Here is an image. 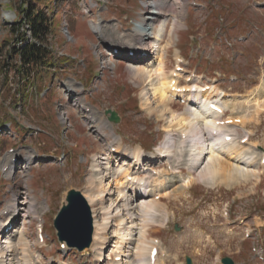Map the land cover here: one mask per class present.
Listing matches in <instances>:
<instances>
[{
    "label": "rangeland",
    "instance_id": "obj_1",
    "mask_svg": "<svg viewBox=\"0 0 264 264\" xmlns=\"http://www.w3.org/2000/svg\"><path fill=\"white\" fill-rule=\"evenodd\" d=\"M51 1L54 14L58 16L55 32L52 30L49 36L50 50L74 61V65L71 68L65 66L63 73L54 75L53 83L48 85L49 91L54 87L53 92L55 90L59 97H54L57 101L54 109L43 101V107L48 108L45 114L51 109L54 122L46 124L40 119L42 115L24 112L9 98L10 94L6 96L7 83L11 85L12 94L18 93V73L12 69L15 62L9 58L14 42L6 41L14 21H20L19 16L27 3H33L36 11L44 14L52 9L34 0H0V48L4 50L0 53V98L9 107V115L18 120L26 132V138L22 139L19 132L10 131L9 127L6 132L0 131V145L3 143L0 151V252L5 253V264H26L22 261L28 260L29 256L35 258L31 264H63L58 262L62 260L70 264H84V261L96 264V261H90L89 254L70 252L63 256L56 243L53 218L69 190L84 194L92 177L95 155L98 158L101 152L109 155L120 141L122 148L130 150L143 143L149 146L146 155L150 156L153 147L167 134V120H159L156 113L143 110V91L150 89L148 83L132 74L137 68L132 67L129 57L114 54L112 50L118 42L129 43L141 26L140 22L156 11L155 3L167 5L169 13L165 15L167 19L162 20L167 23L151 28L152 36H156L158 42L152 45L150 56L143 60L152 65L162 54L164 76L171 78L175 74L177 58H185L189 61V71L184 73L185 82L196 72V82L208 84L227 95L223 98L228 104L225 118H255L245 126L233 128L229 134L241 143L245 138L250 139L242 146L256 151L251 169L257 171L260 179L250 183L244 179L243 184L239 182L238 187L230 190L212 189L197 182L178 199L162 200L168 211V222L161 228L152 226L148 238L166 254L165 259L158 256V260L164 259V264H186L187 257L193 264H222L223 258H230L235 264H264V166L261 165L264 159V112L256 115L263 108L259 109L257 103L264 99L261 98L264 97V0ZM183 8L188 10L184 26L177 28L175 21L179 9ZM170 37L175 40L173 46L169 45ZM92 64L97 71L94 77ZM91 80L92 85L83 86L82 83L87 86ZM135 104H139L138 109ZM171 104L178 114L189 110L179 99L172 100ZM43 107L41 105L40 110ZM109 110L120 113L118 124L109 122L110 116L106 114ZM87 115L107 123L102 132L91 128ZM197 119L201 121L202 116L197 114ZM211 151H205L207 158L213 155ZM127 154H117L105 162L124 163L132 172L142 168L141 173L170 171L180 179L188 175L186 166H180L177 157L146 162L139 167L133 163L130 152ZM29 155H32V165L27 169L25 160ZM13 156L17 163L7 174L3 169L10 165ZM217 156L228 158L223 152ZM231 162L235 164V160ZM172 165L180 173L173 172ZM242 168L244 171L250 169ZM114 191L115 188L108 197L110 203L116 198ZM128 198L131 200L132 195ZM35 202L37 214L30 210ZM125 204L122 201L119 207L124 210ZM129 204L132 208L137 202L130 201ZM11 206H17L18 211L13 212ZM100 207L99 204L96 206L98 211ZM2 218L6 219V226H2ZM41 223L45 238L42 243L37 236V225ZM5 228L9 230L5 232ZM117 252V245L112 244L105 261L97 264H113ZM130 254L127 249V264H133L135 258Z\"/></svg>",
    "mask_w": 264,
    "mask_h": 264
},
{
    "label": "bare ground",
    "instance_id": "obj_2",
    "mask_svg": "<svg viewBox=\"0 0 264 264\" xmlns=\"http://www.w3.org/2000/svg\"><path fill=\"white\" fill-rule=\"evenodd\" d=\"M154 9L156 10L155 12L149 13L146 16L147 19L142 20L141 26L138 27L134 36L129 39V43L118 42L113 46V49H119L124 54L126 51L132 50V52H134L138 50L141 54L147 52L149 57L152 45L158 42V40H155L156 36H152L153 33L150 30L156 25L162 27L163 24L166 25L167 20H162L167 19L165 15L169 13V11H166L167 5L165 3L159 5L155 3ZM187 12L188 10L186 8L179 9V16L175 21L177 28L184 26ZM174 41L175 40L170 37L169 45L173 46ZM130 60L132 67L135 66V68H137L132 74L140 78L144 83H148L150 88L149 90L144 89L143 91V110L149 114L156 113L159 120H167V127L165 129L167 134L165 138L161 140L163 145L158 152L161 153L160 155H167L169 160H173L174 157H177L180 166H186L185 168L188 171V175L180 179L177 175L173 176L170 171H159L157 173L149 171L146 173L143 172L144 176L140 171L142 168H138L140 172H132L124 163L114 164L115 162H113L112 164L113 160H109V162L106 163L105 160L113 158L117 154L126 155L130 152L136 166L143 167L145 165L144 162L146 160L143 161V159L146 155L141 147H136L134 150L124 149L121 147L120 141H118L116 143L118 144L117 147H112V149H115L112 153L110 151L109 155H105L103 152L99 153V158L95 155L91 169L92 177L90 176L89 178L84 195L93 208L96 209V206L99 204V206H101L99 208L100 214L105 216L102 223L96 221L95 241L101 239L103 243L105 241L104 244H107L109 242L107 233L110 229L112 231L111 233L109 232V235L113 234L116 243H119V253H123L122 256L127 257V249H129L131 252L130 255L135 256L132 260L133 264H164L166 255L165 257L162 256L164 259L161 258V260H158V254L154 263L150 261V259H147V257L150 258L151 251L155 247V242L148 238L151 227L163 226L167 223L168 219L167 208L160 200H176L197 182H202L206 187L212 189L222 187L230 190L234 186L238 187L240 185L239 182L243 184L242 181L244 179L246 183H250L253 180L258 181L260 176L256 174L257 171L251 169L255 163L254 155L256 151L249 147L245 148L244 145L242 146L241 142H237V139L234 138L232 134H229L233 128L242 125L245 126V124H249L250 121L255 118L248 119L247 116L237 118L236 116L230 118V120L233 121L231 125L224 122L221 116L224 114V110L227 108L228 104L226 101H223V93L218 92L215 88L207 92L197 89L192 95L187 94L185 103L189 110L185 111L183 114H178L174 111L173 107H171V102L176 96H182L176 95L177 92L175 91L176 88L180 86V78L176 74L171 78L164 76L165 60L163 55L159 54L152 65L148 64L146 60H143L139 56L131 58ZM144 61L146 63H144ZM158 77H160V80H157ZM257 104V106L260 107L259 109L263 107L262 110L257 109L258 112L256 115L260 116V114L264 112V99L260 100ZM211 107L220 108L222 113L217 112ZM197 114L202 116L201 121L197 119ZM86 117L91 120V128L99 132H102V127L107 125L104 121L99 122L91 118V115H87ZM235 121H239L240 124H235L237 123ZM206 132L210 137L205 139L207 148L205 146V141L202 147H197L195 137L202 133L205 134ZM226 136H231V141H226ZM248 141L250 142V139ZM207 149H211L213 153V155L211 154L212 156L210 155L208 158L205 153ZM249 151H251V153H249ZM222 152L227 154V159L217 156ZM14 159L15 156L10 159V166L6 170L7 174H10L12 170ZM231 160H235V164L231 162ZM31 161L32 157H28L26 159V165L31 166ZM129 166L131 165L129 164ZM242 167H247V169L250 167V169L247 171L245 170V172ZM171 169H173L175 173H180L179 169L174 170L173 165ZM178 183L180 184L179 186H177ZM114 188L115 191L113 193L116 195V198L113 201L111 200L110 203L108 197L112 194ZM129 192H131L130 194L132 195L131 200L128 198ZM122 201H124V203L126 202L125 205L127 208L125 207L126 209L124 210L119 207ZM130 201H136V206L129 208ZM36 202L30 206V210H32L34 214L38 212L35 209ZM11 210L17 212L18 207L11 206ZM125 211L127 214H125ZM110 219H112V224L108 225ZM5 221L6 219L2 218V226H6ZM19 241L21 242L22 238ZM104 248H108V246L105 245ZM0 255L4 263L5 253H0ZM96 258L101 259L100 254H97ZM24 259L25 261L23 260L22 262H26V264L31 262L29 258L28 260L26 258ZM34 259L35 258H33V261H35Z\"/></svg>",
    "mask_w": 264,
    "mask_h": 264
},
{
    "label": "trees",
    "instance_id": "obj_3",
    "mask_svg": "<svg viewBox=\"0 0 264 264\" xmlns=\"http://www.w3.org/2000/svg\"><path fill=\"white\" fill-rule=\"evenodd\" d=\"M38 4L46 5L47 8H51L52 12L48 11L44 14L42 11H36L33 3H27V8L22 10V15L19 16L20 21L15 23L10 31V36L7 38L6 43H10L11 40L23 43L22 47H17L15 44L9 51V58L15 62L12 67L16 71L18 77V93L12 94L10 89V83L8 86L9 98L13 99V102L17 106L24 108V112L32 111L36 115H42L46 120L51 121L52 114L51 109L45 114V109L43 107V101L41 100L40 106L43 109L40 110L34 105V88L41 92L48 85L53 83L55 73L60 71L53 70L57 66H62L70 62L69 58L62 57L57 58L55 53L50 50L49 42L51 36V31L55 29V21L57 19L56 14H54V8L52 7L54 3L51 0H34ZM57 4V2H56ZM28 26L32 31V41H26L24 34H22V28ZM3 48H0V53H3ZM7 60V59H6ZM8 61V60H7ZM7 61L4 62L3 68H7ZM54 97H59L53 90L48 93L45 97V101L51 105L53 109L54 104L57 102ZM4 99V98H3ZM0 98V127L6 122H11L13 128L18 129L17 121L12 120L8 117L9 107L5 106V102H1ZM6 101V100H4ZM135 108L138 109L137 104ZM3 146L0 145V149Z\"/></svg>",
    "mask_w": 264,
    "mask_h": 264
},
{
    "label": "water",
    "instance_id": "obj_4",
    "mask_svg": "<svg viewBox=\"0 0 264 264\" xmlns=\"http://www.w3.org/2000/svg\"><path fill=\"white\" fill-rule=\"evenodd\" d=\"M111 115L110 121L118 123L120 118L113 111H108ZM54 226L58 231V239L61 243H66L68 247L75 248L82 252L92 245L93 241V218L91 207L80 191L71 190L68 192L66 202L59 212ZM224 264H234L229 259H223ZM187 264H192V260L187 258Z\"/></svg>",
    "mask_w": 264,
    "mask_h": 264
}]
</instances>
